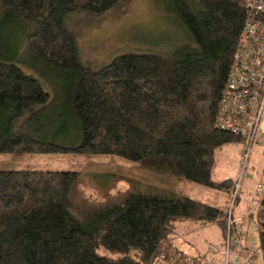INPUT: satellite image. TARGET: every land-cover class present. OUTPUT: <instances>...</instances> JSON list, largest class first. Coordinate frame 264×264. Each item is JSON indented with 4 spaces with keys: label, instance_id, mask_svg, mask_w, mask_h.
Instances as JSON below:
<instances>
[{
    "label": "trees",
    "instance_id": "16d2710c",
    "mask_svg": "<svg viewBox=\"0 0 264 264\" xmlns=\"http://www.w3.org/2000/svg\"><path fill=\"white\" fill-rule=\"evenodd\" d=\"M123 1L0 0V54L3 44L14 50L0 55V154L119 157L224 189L212 180L215 155L245 140L218 129L217 115L248 0H169L187 43L165 53L123 54L99 71L84 67L66 18L105 14ZM9 26L18 32L7 39L2 31ZM17 63L55 72L80 143H57L49 129L33 125L50 95ZM25 117L27 127L19 122ZM116 179H124L127 190L114 193L107 186L93 203L79 190L78 171H0V264L170 261L175 223L183 221L215 224L226 238L221 209L194 198L141 193L133 179ZM260 239L264 251L263 229Z\"/></svg>",
    "mask_w": 264,
    "mask_h": 264
},
{
    "label": "rangeland",
    "instance_id": "374dc122",
    "mask_svg": "<svg viewBox=\"0 0 264 264\" xmlns=\"http://www.w3.org/2000/svg\"><path fill=\"white\" fill-rule=\"evenodd\" d=\"M65 26L75 38L82 65L93 71H99L123 54L165 53L188 42L180 21L169 11V0H124L105 14H71L66 18ZM7 29L2 31L7 39L18 32L14 27ZM12 47L3 44L2 55H10L14 51ZM17 65L50 95L46 108L40 110L33 125L49 129L50 135L54 134L49 137H59L55 140L57 143L66 146L80 143L78 127L63 101L64 92L58 85L55 72ZM35 111L37 114L39 108ZM19 122L27 127L31 120L25 117ZM44 132L48 135L47 131ZM4 170L78 171L82 180L79 190L83 192L84 200L93 203L102 198L107 186L114 193L127 190L128 183L124 179L117 183L116 177L133 179L137 183L134 188L141 193L194 198L226 212L225 236L229 231V220H234L239 235L243 236L240 237L241 244L244 240L246 249L254 253L253 264H264V251L260 248V233L264 230V123L246 141L229 143L217 151L211 175L213 182L224 189L203 188L167 173L144 169L119 157L84 153L0 154V171ZM174 231L171 238L174 253L170 261L156 264H196L209 253V246L219 248L225 242L223 238L222 244L216 245L222 241V233L215 224L202 226L195 221L177 222ZM232 256L230 252L229 258ZM221 257H216V264H222L224 259Z\"/></svg>",
    "mask_w": 264,
    "mask_h": 264
},
{
    "label": "built area",
    "instance_id": "2783aa9c",
    "mask_svg": "<svg viewBox=\"0 0 264 264\" xmlns=\"http://www.w3.org/2000/svg\"><path fill=\"white\" fill-rule=\"evenodd\" d=\"M246 7L235 66L225 84L217 115L218 129L245 140L264 123V0H248ZM228 225L223 246H209V253L196 264H216L218 256L224 259L222 264H253L254 253L242 246L235 221L229 220ZM230 252L233 256L229 258Z\"/></svg>",
    "mask_w": 264,
    "mask_h": 264
},
{
    "label": "crops",
    "instance_id": "0c3cea01",
    "mask_svg": "<svg viewBox=\"0 0 264 264\" xmlns=\"http://www.w3.org/2000/svg\"><path fill=\"white\" fill-rule=\"evenodd\" d=\"M241 233V232H240ZM241 236H242V234H241ZM243 237V236H242ZM221 240L222 241H220V242H218V244H216V245H220V244H222V242H223V235H222V238H221ZM242 240H243V238H242ZM242 244H243V247L246 249L247 247L245 246V244H244V240L242 241ZM249 249V248H248ZM252 249V248H251Z\"/></svg>",
    "mask_w": 264,
    "mask_h": 264
},
{
    "label": "clouds",
    "instance_id": "9594fccd",
    "mask_svg": "<svg viewBox=\"0 0 264 264\" xmlns=\"http://www.w3.org/2000/svg\"><path fill=\"white\" fill-rule=\"evenodd\" d=\"M247 5V4H246ZM243 140H245V139H243ZM246 141V140H245ZM243 246V245H242Z\"/></svg>",
    "mask_w": 264,
    "mask_h": 264
}]
</instances>
